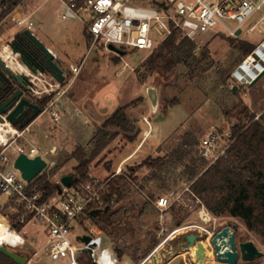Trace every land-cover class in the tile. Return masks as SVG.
<instances>
[{
  "label": "rangeland",
  "instance_id": "374dc122",
  "mask_svg": "<svg viewBox=\"0 0 264 264\" xmlns=\"http://www.w3.org/2000/svg\"><path fill=\"white\" fill-rule=\"evenodd\" d=\"M138 3L144 6L151 5L146 0ZM63 10L59 0H20L0 20V55L3 57L7 48L12 53L9 40L20 32L12 16L18 12L23 14L32 12L30 15V20L34 24L32 31L47 47H53L61 53L63 58L58 64L64 69L66 81L71 82L67 95L70 91L73 92L75 101L83 111L78 119L68 118L66 122L60 124H49L48 114H42L31 124V129L36 133L41 146L50 149L55 144L50 138L45 137L46 133L51 131L58 137V144H55L58 149L55 155H45L48 161L57 160V170L52 180L70 174L78 163L77 159L72 157V152L82 145L89 154L93 147L92 132L118 107L132 102L141 95L144 96V102L136 101L130 105L126 110L127 115L139 121L144 128L147 124L143 123L141 116L145 114L153 125L151 132L154 133L123 167V171L129 170L130 167L138 168L135 190L131 195V198L138 203L128 206L129 210L121 227H116L115 233L110 235L100 230L95 220H87V227L84 223L75 221L72 224L71 238L76 241L78 236L85 234L94 236L97 243L94 257L99 262L102 260L104 248L107 247H113L116 251L121 249L124 254L120 259L151 257L158 251L165 253V258L172 257L180 252L185 253L186 250H179V245L184 242L183 236L196 233L204 242L206 254L204 260L199 261L206 263V260L211 259L218 262L211 238L232 221V227L234 222L239 224L237 229L239 240H253L264 252L262 239L250 232L240 220L227 215L211 214L210 217L214 219L204 223L199 218L194 203L189 207L182 204L187 208L188 215L180 225L175 224L169 210V219L165 224L168 230L165 234H161L159 212L148 201L151 193H154V196L164 194L170 198L182 195L187 201L191 195L189 192L186 193V189L191 184L192 178L206 165L208 166V162H204L199 154L201 138L211 129H217L228 135L231 133L232 125L240 122L248 123L252 114H257L258 117L264 112V74L253 85L237 83L232 77L233 71L244 59V48H241L240 42L244 40L257 45L264 38V30L248 32L249 22L243 26V32L237 38H230L218 33L222 28L219 24L212 31L194 38L197 44L196 55L200 57L203 51L208 54L202 65L195 70L182 65L172 73H162L163 79H161L156 72L150 74L143 67L145 59L152 51L126 47L125 54L120 55L108 49L101 39L92 45V39H87L84 33V24L76 18L63 19ZM85 18L88 19V15ZM228 23L234 25L233 21ZM162 37L158 36L159 39ZM13 57L6 59V62L11 64L14 70L31 74L22 62V65L18 64L19 55L13 54ZM82 59H84L83 64ZM69 64L81 65L78 75L74 76L66 68ZM123 66L125 68L119 72ZM29 77L33 79L31 75ZM159 80L160 107L154 114L145 88L148 85H155ZM235 85L238 87L236 92H233ZM33 97L37 101L41 100L36 96ZM259 98L261 101H253ZM86 117L88 122H85ZM126 137L120 132L116 138L119 139L118 142L114 143L116 140L114 139L92 162L90 168L92 177L106 178L114 174L119 159L134 147L130 142L125 150L120 151V146L127 141ZM139 138L140 130L137 131L136 140ZM185 139H189V145L185 144ZM109 148L111 151H116L111 154L108 152ZM163 154L169 156L162 169L141 165L148 157ZM7 201L6 196L0 195V204H5ZM180 205L177 203L176 207ZM176 230L179 232L174 233ZM22 233L26 237L27 244L12 245V248L20 253H29L30 256L32 251L39 249L47 238L42 226L33 223L28 224ZM153 243L155 244L152 245ZM197 249L198 247L193 246L189 251L193 252L198 261ZM255 261L256 264H264V255ZM242 262L244 261L239 260L237 264ZM27 264H70V262L68 259L52 260L39 254L33 256Z\"/></svg>",
  "mask_w": 264,
  "mask_h": 264
},
{
  "label": "built area",
  "instance_id": "2783aa9c",
  "mask_svg": "<svg viewBox=\"0 0 264 264\" xmlns=\"http://www.w3.org/2000/svg\"><path fill=\"white\" fill-rule=\"evenodd\" d=\"M59 1L64 9L62 18L79 19L93 36L92 45L101 39L107 48L109 44H112L123 51L126 47L153 51L172 33L174 28H179L191 39L212 31L219 24L222 28L218 33L230 38H237L243 32V26L249 22L248 32L264 30V0H146L151 4L150 6L139 5L138 2L142 0ZM160 1H163V4ZM31 13L18 12L12 16L21 31L32 30L34 24L30 20ZM87 15L88 19L85 18ZM254 16H256L255 20ZM229 21H233L234 25H230ZM238 30H241L240 34ZM158 36L163 37L159 39ZM66 68L75 76L79 74L81 65L69 64ZM263 69L264 38L239 63L232 77L237 80V83L250 85ZM30 73L28 75L33 77L32 80L36 86L35 96L43 99L51 94L39 116L48 114L52 123L60 124L66 113V104L63 99L71 86V82L66 81L64 69V81H59L48 71L39 70ZM76 113H79L78 109ZM2 117L3 120L0 121V195L6 196L8 201L0 204V245L14 250L12 245L27 244L22 232L28 224L33 223L42 226L47 238L39 249L32 251L31 256L27 253L29 260L40 254L52 260L68 259L70 264H83L81 257L87 251L95 264H118V253L113 247L104 248L102 260L98 262L94 257L97 245L94 236L91 235L92 244H86L78 237L76 241L73 240L71 232L73 222H82L89 217L92 210L101 209L105 205L104 194L109 191L111 178L117 174H123L124 171L118 168L114 174L106 178L91 177L89 180H82L74 177L70 186L64 185L59 177L55 180L58 185L57 191L46 196L41 189L32 184L33 181L28 182L22 176L20 169L15 166V161L20 154H26L30 158L40 155L47 163L41 173L49 172L57 163L55 159L48 161L45 156L52 154V151L43 152L35 141H30L29 144L23 141L32 122L24 128H19L5 115ZM143 119L149 124V135L152 131L151 121L147 116ZM228 135L217 129H211L201 138L199 154L208 162V166L226 155L232 143L230 134ZM186 191L191 195L187 201L182 195L174 198L164 194L157 195L155 198L148 197L159 212L161 234H165L168 230L165 224L169 219L168 211L173 204L179 203L189 207L191 203H194L197 206L198 216L204 223L214 219L210 217L207 220L205 216H211V213L204 203L189 187ZM176 232L179 231H174Z\"/></svg>",
  "mask_w": 264,
  "mask_h": 264
},
{
  "label": "trees",
  "instance_id": "16d2710c",
  "mask_svg": "<svg viewBox=\"0 0 264 264\" xmlns=\"http://www.w3.org/2000/svg\"><path fill=\"white\" fill-rule=\"evenodd\" d=\"M19 2L20 0H0V20ZM160 3L163 4V1ZM240 44L241 48H244L243 58L256 47L244 40ZM196 48L197 44L194 39L187 37L179 28H174L172 33L147 56L143 67L150 74L156 71L172 73L182 65L195 70L203 64L208 56L207 52L203 51L198 57L195 53ZM50 97L51 94L37 102L43 108ZM140 100L141 98H137L118 107L94 131L93 147L89 154L86 153L83 146H78L72 152V157L78 161L70 173L73 177L89 180L92 162L106 150L120 132H123L129 140L135 138L138 129L135 122L128 117L126 110L134 102ZM256 116L257 114H252L248 123L240 122L232 125L230 133L232 143L226 155L215 163L206 165L199 174H195L189 189L201 199L211 214L214 216L227 215L240 220L250 232H253L264 242V112L258 118ZM184 142L190 144L189 139H185ZM168 156V154H163L148 157L141 165L162 169ZM202 159L206 162L204 158ZM137 169L130 167L123 174H117L111 178L109 191L104 194L105 205L101 208L102 213L98 216L90 214L87 219H84L83 223L86 227L87 220H95L100 230L110 235L115 233L116 227H121L124 210L130 204L138 203L137 200L131 198L135 190ZM56 170L57 163L49 172L41 173L32 182L46 196L57 191L58 185L55 180H52ZM155 196L154 193L150 194V198H155ZM169 210L176 225H180L188 215L187 208L182 205L176 207V204H173ZM232 224V221L228 223L230 226ZM238 225L234 222L235 229H238ZM117 252L119 259L122 258L124 252L121 249H117ZM25 256L29 257L28 254ZM81 261L83 264H95L87 251L84 252ZM0 264L19 263L0 251ZM240 264H256V261Z\"/></svg>",
  "mask_w": 264,
  "mask_h": 264
},
{
  "label": "water",
  "instance_id": "95a60500",
  "mask_svg": "<svg viewBox=\"0 0 264 264\" xmlns=\"http://www.w3.org/2000/svg\"><path fill=\"white\" fill-rule=\"evenodd\" d=\"M240 31L241 30H238V34H240ZM20 34L27 36L45 57V66L41 68V70L52 73L59 81H64L65 75L63 73V68L55 60V55L52 50L47 47L32 30L24 29L20 31ZM108 48L120 55L124 54L123 50L116 48L112 44H109ZM12 53L19 55V58H21V50H16L12 47ZM23 61L25 62V59H23ZM33 70L34 72H37L36 69ZM156 73L161 79H163L161 77V71H156ZM263 74L264 69L257 74V76L251 81L250 85H253ZM20 77L29 78V75L26 74V72L23 73L20 71L18 78ZM159 84L160 80L157 81L155 85H148L145 88L147 96L152 103V112L154 114L158 112L160 107L158 92ZM237 87V85L233 86V92H236ZM41 112L42 106L36 100L25 94L23 89L12 92L3 103H0V121L3 120L2 115H5L9 121L17 125L19 128H24L33 122ZM46 164V161L40 155L30 158L26 154H20L15 161V166L20 169L22 176L28 182L36 179L44 170ZM73 181L74 177L71 174H64L61 176V182L64 185L70 186ZM129 207L124 210V217L126 216ZM101 213L102 209L100 208L94 209L90 212L92 216H98ZM78 239L86 244H92L91 235L85 234L83 236H78ZM183 240L184 242L179 245V250H187L197 245L198 249L196 251V257L198 258V261H203L206 256L204 253L205 247L204 242L200 239L199 235L196 233H189L183 236ZM211 243L217 261L223 264H237L239 260L244 262L255 261L264 255V252L253 240H239L237 237V229L230 225H226L216 232L211 238ZM0 251L19 264H27L29 261L28 256L11 250L5 245H0Z\"/></svg>",
  "mask_w": 264,
  "mask_h": 264
},
{
  "label": "crops",
  "instance_id": "0c3cea01",
  "mask_svg": "<svg viewBox=\"0 0 264 264\" xmlns=\"http://www.w3.org/2000/svg\"><path fill=\"white\" fill-rule=\"evenodd\" d=\"M84 33H85V35H86V37H87V39H92V41H93V36L88 32V30L86 29V27L84 26ZM92 43V42H91ZM49 48L52 50V52L54 53V55H55V58H56V61L57 62H61V60H62V55H61V53H59V52H57L53 47H50L49 46ZM124 54H125V51H124ZM83 60L84 59H82V61H81V63L83 64ZM80 65V64H79ZM83 67V66H82ZM125 68V66H123L122 67V69H120V71L119 72H121L123 69ZM138 98H141V100L139 101V102H144V96H139ZM64 102H65V104H66V113H65V115L66 116H64V118H63V121L62 122H66L67 121V119L68 118H71V119H73V120H75V119H78V117L83 113V111L81 110V108L78 106V104H77V102L75 101V97H74V93L73 92H71L70 91V94L69 95H67L64 99ZM257 100H260L261 101V98H259V99H255V100H253V101H257ZM132 101V100H131ZM129 103V102H128ZM79 110V113L77 114L76 113V110ZM144 116H146L145 114H143L142 116H141V120H143V123L144 124H147V127H144V128H142V125H140V123H139V121H136L135 119H132V118H130V119H132L134 122H135V124H136V127H137V129L138 130H140V138L138 139V140H136V137H137V135L135 136V138L133 139V140H129L127 137V141L125 142V143H123L122 144V146H120V151H122V150H125V148L126 147H128V145L130 144V142L131 143H133L134 144V147L132 148V149H130V151L127 153V154H125L124 156H122L120 159H119V162H118V164H117V168H116V170L118 169V168H121L122 170H123V167H124V165L130 160V159H132L133 157H134V155L136 154V152H137V150L140 148V147H143L144 146V144H145V142L147 141V139L150 137V136H152V135H154V133L152 134V132L148 135V132H149V124L146 122V121H144V119H143V117ZM39 117H41V116H39ZM138 118V117H137ZM107 119V118H106ZM105 119V120H106ZM138 119H140V117L138 118ZM49 124L51 123L52 124V121H51V119H50V117H49ZM104 120V121H105ZM103 121V122H104ZM61 122V123H62ZM85 122H88V118L86 117L85 118ZM54 124V123H53ZM103 124V123H102ZM101 124V125H102ZM151 125H152V123H151ZM100 127V126H99ZM152 127H153V125H152ZM95 131V130H94ZM94 131L92 132V137H93V133H94ZM54 132H48V133H46L45 134V137L46 138H50L51 139V142L52 143H55V144H58V137H57V135L56 134H53ZM142 135H144V136H142ZM148 135V136H147ZM91 137V138H92ZM117 138V137H116ZM115 138V139H116ZM119 140V139H118ZM118 140L116 139L115 141H114V143H117L118 142ZM136 140V141H135ZM23 141L26 143V144H29V142L30 141H35L36 142V144H37V146L39 147V149L40 150H51L52 151V154H50L51 156H53V155H55V151L58 149V147L54 144V146L53 147H51L50 149L49 148H47V147H44L43 145L41 146L40 144H39V141H38V139L36 138V133L34 132V131H32V129H31V127H30V130L26 133V135H25V138L23 139ZM111 144V143H110ZM82 146V145H81ZM110 149V148H109ZM108 149V150H109ZM152 150H155V149H152ZM116 150H112L111 151V149L108 151L109 153H113V152H115ZM117 151H119V150H117ZM56 160V159H55ZM56 162H57V160H56ZM109 166V165H108ZM115 170V171H116ZM114 171V172H115ZM111 176V175H110ZM92 177V176H91ZM158 195H160V194H158ZM134 204H136V203H134ZM82 223H83V220H82ZM100 232V231H99ZM102 232V231H101ZM184 251V250H183ZM167 254H169V253H167ZM166 254L165 253H163V252H161V251H158V252H156V253H153L152 254V256L151 257H140V258H136V259H133V258H130V257H126V258H123V259H119V262L121 263V264H222V263H220V262H216L215 260H211V259H208V261L206 260V263H202V262H200V261H197L196 259H195V256H194V254H193V252H191V251H189V249H187L186 251H185V253L184 252H180L179 254H177V255H175V256H172V257H167V258H165L164 256H165Z\"/></svg>",
  "mask_w": 264,
  "mask_h": 264
},
{
  "label": "flooded vegetation",
  "instance_id": "af4514ba",
  "mask_svg": "<svg viewBox=\"0 0 264 264\" xmlns=\"http://www.w3.org/2000/svg\"><path fill=\"white\" fill-rule=\"evenodd\" d=\"M9 43L11 48L14 47L16 50L22 51L20 60L30 72H34L33 69L39 71L45 66V57L27 36L17 32L9 40ZM12 57L13 54L8 48L5 50L3 57L0 55V103H3L12 92L20 89H23L25 94L30 96L32 99H34L33 96H35L36 86L34 81L30 77L18 78L20 72L14 70L13 66L6 62V59ZM23 59H25V62ZM20 60L17 62L19 63Z\"/></svg>",
  "mask_w": 264,
  "mask_h": 264
},
{
  "label": "bare ground",
  "instance_id": "6f19581e",
  "mask_svg": "<svg viewBox=\"0 0 264 264\" xmlns=\"http://www.w3.org/2000/svg\"><path fill=\"white\" fill-rule=\"evenodd\" d=\"M18 64H19V65H22L21 61H20ZM26 71H27V70H26ZM27 73H28V72H27ZM205 218H206L207 220H209L210 215H206Z\"/></svg>",
  "mask_w": 264,
  "mask_h": 264
}]
</instances>
